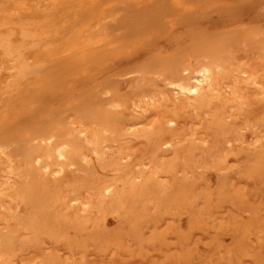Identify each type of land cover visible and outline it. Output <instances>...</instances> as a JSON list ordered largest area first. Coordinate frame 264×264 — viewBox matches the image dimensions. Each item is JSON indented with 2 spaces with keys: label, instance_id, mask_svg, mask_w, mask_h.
<instances>
[{
  "label": "rangeland",
  "instance_id": "374dc122",
  "mask_svg": "<svg viewBox=\"0 0 264 264\" xmlns=\"http://www.w3.org/2000/svg\"><path fill=\"white\" fill-rule=\"evenodd\" d=\"M263 51L264 0H0V264H264Z\"/></svg>",
  "mask_w": 264,
  "mask_h": 264
},
{
  "label": "bare ground",
  "instance_id": "6f19581e",
  "mask_svg": "<svg viewBox=\"0 0 264 264\" xmlns=\"http://www.w3.org/2000/svg\"><path fill=\"white\" fill-rule=\"evenodd\" d=\"M264 52V51H263ZM26 59V58H25ZM28 59V58H27ZM206 62V61H205ZM204 61L202 62L203 63V65H201L200 67H198V66H194V68L195 67H198V68H195V69H193V70H190L189 68H186L185 69V73L187 74V76H186V74H185V76L186 77H178V70L179 69H176V72L175 71H173L174 72V74L175 75H172V76H176L177 78V80L176 81H171V82H169V85H170V87H174V89H175V92L176 93H173V95L174 94H176L175 96H174V100L172 99V98H170L169 97V94L168 93H164V94H162L161 96H162V102H159V101H157V102H155L154 101V98H151L150 100H151V102L153 103L152 104V106H154L155 104H159V107H166V108H168V109H170L171 111H184V110H187V109H197L199 106H201L202 104L204 105V103H210V101H212L211 100V98L213 97V95L214 94H216L215 92H219L220 91V88L219 87H216V81L214 82V78L216 77V76H218V74L216 75V72L217 71H219L218 69H221L222 70V67H220L219 68V66H221V64H219L218 65V68H217V64L214 62V61H211V63L212 62H214L216 65L214 66L213 64L211 65L209 62H207V63H205ZM5 63V62H4ZM21 64H23L22 62H20ZM2 64V63H1ZM9 64V63H8ZM7 64V65H8ZM16 65H17V63H15ZM4 65V64H3ZM15 65V66H16ZM5 66V65H4ZM19 67V66H18ZM213 67H216L217 68V71L215 72V69L213 68ZM17 69V66L16 67H7V68H5V69H3L2 68V70H3V72H4V70H7V71H9L10 72V74H11V72L12 73H15V72H13L14 70H16ZM165 70V69H164ZM221 70L219 71V74L221 73ZM169 71V69H167V71L165 70V72H166V75H167V73L169 74V76H170V74H172L171 73V69H170V71ZM184 71V70H183ZM181 72V71H180ZM245 72V71H244ZM5 73V72H4ZM8 73V72H7ZM184 73V72H183ZM262 74H263V72H262ZM216 75V76H215ZM242 75H244V74H242ZM246 76V75H245ZM263 76V75H262ZM221 77V75L219 76V78ZM217 78V77H216ZM246 78V77H245ZM250 79L251 80H249V83L251 84V83H253V81H252V79L254 80V78H252V77H250ZM234 80H235V78H234ZM235 81H237V80H235ZM250 81H252V82H250ZM256 81V80H255ZM165 82H168V81H165ZM164 83V82H163ZM246 84H248V83H246ZM264 84V83H263ZM168 85V86H169ZM252 85V87H253V85H254V87H256L257 85H255V83L254 84H251ZM166 86V85H165ZM218 86V85H217ZM239 86V85H238ZM257 87H259L260 88V86H257ZM168 88V87H167ZM156 89V88H155ZM234 89H236V88H234ZM232 90V89H231ZM230 90V91H231ZM167 91V90H166ZM237 91V90H236ZM144 93V92H143ZM243 93V92H242ZM235 94H237V93H235V91L231 94V98H233V96L232 95H234V102L236 101V99H237V101H238V98L237 97H235ZM264 96V95H263ZM213 98H216L215 96L213 97ZM219 99V98H218ZM218 99H217V101H218ZM144 100V99H143ZM147 100V103H148V99H146ZM220 100V99H219ZM228 99H226V101H227ZM241 100V99H240ZM225 100H223V102H224ZM123 102H124V100H123ZM141 102V101H140ZM145 102V101H144ZM151 102L149 101V104H150V106H151ZM219 102V101H218ZM231 101H229V103H230ZM233 102V101H232ZM232 102L230 103V105H234V104H232ZM244 102V101H243ZM228 103V102H227ZM237 103V102H236ZM128 104V103H127ZM140 104V103H139ZM142 104V106L144 105L143 104V102L141 103ZM244 104V103H243ZM121 104H117V103H115L114 105H112L111 104V106H114L115 108L116 107H118L119 108V106H120ZM124 105V104H123ZM123 105H122V107H123ZM228 105V104H227ZM137 106V105H136ZM241 106V105H240ZM122 107H120L119 109H122ZM138 107H140V106H138ZM149 107V106H148ZM143 108V107H142ZM145 108V107H144ZM154 108V107H153ZM146 109H147V107H146ZM223 110V109H222ZM148 111V110H147ZM170 112V111H169ZM138 113H141V111L139 112L138 111ZM148 112H146V114H147ZM145 114V115H146ZM185 114V113H184ZM198 116V115H197ZM198 118V117H197ZM135 120V119H134ZM163 120V119H162ZM161 119H160V121H162ZM136 121V120H135ZM159 121V120H158ZM222 121L220 120V123H221ZM163 123H164V121H163ZM167 123L168 124H170V125H172V127H169V129H171V128H174L175 127V124H176V120L175 119H169L168 121H167ZM212 123V122H211ZM137 124V123H136ZM166 124V123H165ZM158 125H159V123H158ZM161 125H162V123L160 124V127H161ZM169 125V126H170ZM248 125V124H247ZM250 125V124H249ZM174 126V127H173ZM111 126L109 125V127H108V130H109V128H110ZM112 128H114V127H112ZM131 128H132V126H131ZM130 128V129H131ZM133 128H134V126H133ZM107 130V129H106ZM114 130H116L115 128H114ZM111 131V130H110ZM109 131V132H110ZM112 131H113V129H112ZM117 131V130H116ZM116 131H114V132H116ZM131 131V130H130ZM161 131L163 132V130H160V133H161ZM83 132V131H82ZM106 132V131H105ZM114 132H112L113 134H114ZM223 132V131H222ZM157 133H159V129H158V131H157ZM169 133V132H168ZM237 132H235V134H236ZM91 134H93V135H96V134H94V132L93 133H91ZM162 134H164V133H162ZM172 134V133H171ZM176 134V133H175ZM86 135L88 136H90L91 137V135L90 134H84V136L86 137ZM133 135V134H132ZM157 135V136H156ZM173 135H174V133H173ZM177 135V134H176ZM137 136V135H136ZM149 136H151V135H149L148 134V136L147 137H149ZM154 136H156V137H158L159 135L158 134H155ZM92 137H94V136H92ZM132 137V136H131ZM130 137V138H131ZM133 137H134V135H133ZM132 137V138H133ZM138 137H139V135H138ZM55 138H57L56 137V135H51V136H49V137H46L44 140H45V142H47V143H52V141H53V139H55ZM118 138V136H116V139ZM145 138V137H144ZM159 138V137H158ZM96 139V138H95ZM95 139H94V141H95ZM146 139V138H145ZM147 139H149V138H147ZM161 139V138H160ZM174 139V138H173ZM98 140V139H97ZM165 140V139H164ZM160 141V140H159ZM166 141V140H165ZM174 142V141H173ZM98 143V144H97ZM102 143V142H101ZM167 143V142H166ZM260 143V142H259ZM95 144L97 145V146H95ZM110 144V143H109ZM108 143H107V145H109ZM112 144H114V145H116V143H112ZM157 144V143H156ZM160 144V143H159ZM92 145H94V147H96L97 149H99V147H98V145H99V142H94V144H92L91 143V146ZM169 145V144H168ZM156 146V145H155ZM174 146V145H173ZM105 147H107V146H105ZM52 149L50 150V151H46L45 152V157H50L51 156V153H54V154H56V156H57V159L59 160V164H57L58 166H57V168H56V172L57 173H61V172H63V171H66L65 169H67V167L68 166H73L72 164H74L73 162H71V160H70V156H72L73 154L75 155V153H73L74 151H75V149H77L76 148V146H75V143L72 141V140H60V141H58V142H55V143H53V146L51 147ZM96 148H94V152H95V150L97 151V149ZM170 148H172V147H170ZM263 148V147H262ZM156 149V148H155ZM52 150L54 151V152H52ZM100 150H101V148H100ZM157 150H159L158 149V147H157ZM157 150H156V154L155 155H157ZM164 151V150H163ZM166 151V150H165ZM77 152V151H76ZM93 152V153H94ZM98 152V151H97ZM96 153V152H95ZM94 153V155L95 156H97V153L95 154ZM93 155V156H94ZM152 155V154H151ZM261 155V154H260ZM83 156V155H82ZM154 156V155H153ZM156 157V156H155ZM38 159H41V156H38L37 157ZM262 159H264V157H261ZM83 159H85V161H86V157H84L83 156ZM249 159H250V157H249ZM262 159H261V161H262ZM70 160V162H68ZM88 160H90L89 158L87 159V162H88ZM257 161V160H256ZM260 162V161H259ZM71 165H70V164ZM52 166L53 165H51L50 167L52 168ZM44 167H46V169L48 170V168H49V166L48 165H44ZM48 167V168H47ZM66 167V168H65ZM50 169V168H49ZM52 169H55V167L53 166V168ZM51 170V169H50ZM49 171V170H48ZM60 175V174H59ZM137 190V189H136ZM135 191V190H134ZM102 192L105 194V195H107V196H109L111 199L112 198H115L116 196H117V190L115 189V187L114 186H112V185H107V186H104L103 187V189H102ZM3 246H6V245H3ZM7 247V246H6ZM5 254H7V253H5ZM2 258V257H1ZM6 258V257H5ZM5 260V259H4Z\"/></svg>",
  "mask_w": 264,
  "mask_h": 264
}]
</instances>
